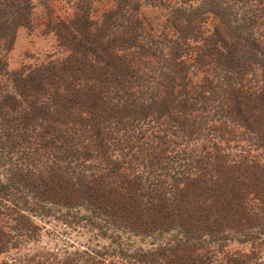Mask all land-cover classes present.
I'll use <instances>...</instances> for the list:
<instances>
[{"label": "trees", "instance_id": "1", "mask_svg": "<svg viewBox=\"0 0 264 264\" xmlns=\"http://www.w3.org/2000/svg\"><path fill=\"white\" fill-rule=\"evenodd\" d=\"M63 2L0 0V254L64 235L0 264H264V0Z\"/></svg>", "mask_w": 264, "mask_h": 264}, {"label": "rangeland", "instance_id": "2", "mask_svg": "<svg viewBox=\"0 0 264 264\" xmlns=\"http://www.w3.org/2000/svg\"><path fill=\"white\" fill-rule=\"evenodd\" d=\"M37 4L38 0H32ZM49 6H53L55 11L62 13L61 5L64 4L63 0H46ZM41 6L38 5L35 8L37 13L41 12ZM35 29L28 32L25 28L19 27L16 31L12 49L6 55L7 65L9 68H17L22 64L37 63L42 59H45L48 55L55 54L56 48L54 46L53 37L50 34L44 36ZM34 222L38 225L39 231L34 240H23L18 245L17 249H9L0 254V260H10L17 255L24 252H31L40 249H55L63 247V228L57 221L46 218H34ZM81 231V230H80ZM88 237V233L83 231L82 233L73 232L70 239L75 245L85 242ZM100 243L102 239H94ZM234 246V245H233ZM231 246L230 248H232Z\"/></svg>", "mask_w": 264, "mask_h": 264}]
</instances>
